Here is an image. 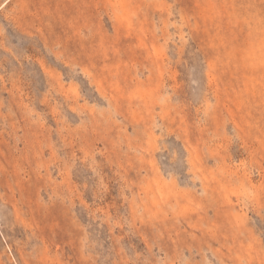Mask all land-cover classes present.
<instances>
[{
    "label": "rangeland",
    "instance_id": "1",
    "mask_svg": "<svg viewBox=\"0 0 264 264\" xmlns=\"http://www.w3.org/2000/svg\"><path fill=\"white\" fill-rule=\"evenodd\" d=\"M0 264H264V0H0Z\"/></svg>",
    "mask_w": 264,
    "mask_h": 264
}]
</instances>
